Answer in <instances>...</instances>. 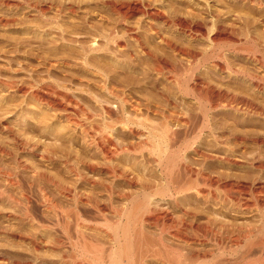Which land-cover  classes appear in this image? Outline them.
I'll use <instances>...</instances> for the list:
<instances>
[{"label": "rangeland", "instance_id": "rangeland-1", "mask_svg": "<svg viewBox=\"0 0 264 264\" xmlns=\"http://www.w3.org/2000/svg\"><path fill=\"white\" fill-rule=\"evenodd\" d=\"M112 18H113V16L111 17V19ZM136 18H138V17H135L134 19H132L131 22L134 21V23H135L137 21ZM113 19H116V17ZM8 20L7 21L5 20L3 22L0 20V80H1L0 81V264H83V263L84 264H103V263L107 264L108 261L105 262L106 256L110 253V250L117 248L116 247L117 244L115 243V240L113 239L112 236H110L112 234L110 231L117 227L115 224L118 223L119 220L121 221L120 218L123 217L122 215H125V214H123L124 211L126 213V211L131 209L130 208V206H131L130 201L132 200V198L133 199H135V198L141 199V198L145 197L147 192H148V194L150 193L152 195L153 194L155 195L156 193H158V195H159L160 194L159 192H161L162 190L165 191L167 189L168 179L165 176H163V174L161 172L162 170H161L160 164L158 162L159 161V158H157L158 156L156 154H154L153 151H151V150H153L155 144L153 142L151 143V141H150L152 139L150 137H153L157 133V135L154 137V139H157L159 136L162 135L163 131L167 128L174 130V131H176V129H177L179 131V132L177 131L178 135L180 133L181 134L177 137L175 142H170L167 140L165 141V143L159 142L161 148H163L164 151L166 150L165 149L166 147H167V150H169V146H171V145L174 146V144H175L174 147H170V148H172L171 150H173L174 148H175L174 150H179V149L182 150L184 148V145H188L190 143L192 144V146L195 145L194 147L195 148L197 147V149L200 150V151L198 150V154L195 152V150L193 148H192V150L189 149V150L183 151L185 154L183 153V156H182L183 157L182 164L186 165V166L187 165L191 166L196 171H194L192 174L191 173L185 174L183 172V173H181L182 174L181 176H183L184 182L187 183V182L192 181V183L195 184V186L197 185L195 188V191L197 189L199 194H198L197 200H194V195H192L195 192L194 189L190 190L189 193H186L185 196L182 194V196H180V199H183V198L184 199H183V202L181 200V202L183 203V206L181 204V207L185 208V209H190L191 207L195 208V206L197 207V205H198V210L204 208L203 210L207 209L208 212H210V210L212 209L211 210V216L212 215H214V216H212L211 219L214 221L217 218V220H215V221L216 222L217 221L219 222L220 220H221L220 222L224 221V222H222L223 224L226 223L229 225L230 224H236L237 225V223H238V225H240V224H242L241 222H243L242 225H244V227H247L245 225H248V226L252 225L253 226V225H259L261 223L260 220H262V218H260V216H261V214L264 213V189L263 188H262L263 190L260 189L259 186H257V184L253 183V179L256 176L255 175L256 173L255 174L253 173V175H252L250 173H247V172H249V170L247 171V169H246V171H247L246 172L245 169H243V167H238V166L236 167L235 165H232V164L230 165L229 163H226L225 160H223L224 157L227 156V153L228 152L230 153L231 150L235 149V146H236L235 145L236 143L233 141L232 137H230L229 134H232L231 132H233V131L238 132L239 131L238 129H240V128L236 127L237 130H234V129H236L235 127H213V129L214 128H215V130L217 129L215 131L212 129V127H208L207 129H203V127H199L200 126L199 124L201 123L200 121H202V115H203L202 112L203 111L201 110L202 107L198 103V77H201V76H202V78L205 77V80L210 79L209 81H213L212 79H215L216 81L214 80L215 83H213V84H215L214 86L220 87V88H222V87L225 88L226 86H229V85L227 84L226 80L223 79V77L222 78L220 76L218 77L217 75H214L213 73L208 71V69H207L208 65L201 67V69L196 70L195 73L192 74L193 70H191V68L193 69L195 67V65L196 66L198 65L197 64L198 63V57L195 59L191 58L189 60L183 59L182 66L178 67L181 70L177 69L175 73L174 72L172 73L171 70L169 71L168 69H166L167 71H164V75L161 74V76L159 77L160 74H158L154 70V68L152 67L153 66V64L151 63L152 59L151 58L149 59V57L146 56L147 55L146 52L142 53V51H140L138 49L132 48V50L131 49L122 50L121 52L119 51V53L114 48H112L110 50V52L108 51L107 53H104L105 51H103V52L97 51L96 53L95 52H93V53L88 52V48H89L88 46L93 45L95 43L98 44L99 42L102 43L101 41H103V39H102V37H99V35H97L96 33H91V34L90 33L87 34V32L82 33V31H81L82 28L81 27L78 28V26H80V24L83 23L82 19H80V20L77 18H75V19L72 18L69 20H68V18L61 19L60 24L62 23L61 25H63L62 31L60 29L57 30L58 27L56 28L53 24L52 25H50V23L47 24V22H44L42 19L39 20V18H37V17H33V18L32 17L31 18L30 17L29 18L23 17V19L19 18V20L10 19L12 21H9V22H8ZM65 21H67V22H65ZM44 25H46V26H44ZM64 25H66V26H64ZM52 26H54V27H52ZM76 28L80 29V30H77ZM120 30H122V29H120ZM143 36H144L143 37L144 40L146 39V42H147L149 40L148 35L146 33H144ZM85 41H87V42H85ZM149 41L152 43L153 40L150 39ZM150 42H148V43H150ZM192 45H193L192 48L194 49V47H195V49H196L195 51L197 53H198L197 49H200V50L202 49V51H204V52H206V50H207L206 47H203V45L202 46L199 45L198 42L192 43L191 46ZM84 46H85V48H84ZM148 46L152 47V48L148 47L151 51L153 50L152 53H154L156 51L155 53H157V54L160 53L163 57L165 56L164 58L167 57L168 59H172L171 60L172 62H174V63L176 62V60L172 56H170L171 55L169 53L170 51L168 52V50L160 49V48H159V50H158V48L155 49V46H153L152 44L151 45L148 44ZM85 50L90 55L86 54V52H84ZM150 50L148 52H151ZM49 51H50V53H47ZM80 51H81V54H80ZM127 51H128V53H127ZM62 52H65V53L61 54ZM218 52H220V51H218ZM230 52L231 51H223L222 56H224V58H226V59H230L229 58L231 55ZM47 54H48V56H46V58H45V55H47ZM59 54H61V55H59ZM54 55H56V56H54ZM110 55H111L112 59H111ZM227 55H228V58H227ZM66 56H67V58H66ZM93 56L95 57V59ZM129 56H130V58H129ZM84 58H86L87 60H85ZM88 58H89V60H91V62L90 61L88 62ZM49 60H50V62H48ZM85 61L87 62V64L90 63L89 66L92 67L94 70L90 67H89L90 68L89 69L87 67V65L85 64L86 63ZM44 62H46V68H45ZM51 62L52 63L55 62V63L52 64ZM40 63H42V64H40ZM47 63H49V64H47ZM135 63L138 65H136ZM83 64H85V65H83ZM102 64L104 65V67H102L103 66ZM106 65L109 66L110 69H108L109 67H107ZM150 65H152V66H150ZM83 66L85 67V69H83L84 68ZM122 66H123V68H122ZM246 66H244V67H246L248 69L251 68L250 70H253V68L255 69V67L252 66L253 67L252 68L251 65H246ZM31 67H33V68H31ZM48 67L50 68V70ZM96 67H99V68H96ZM131 67H132V69H131ZM103 68H107L109 71L111 70L109 73H110V77L112 76L111 78L115 79V80L113 79L114 82L117 83L116 80H119V79L123 80V82H121V80L118 81V82H121V85L123 84V88H121V89H123V91L125 90V95L128 97V99L131 100V102H133V103L136 102L138 104L140 102V104H139L140 108L139 109L142 111H140V110L135 111V109H133L132 107L130 109V104H129V106L125 107V113H124L125 115L122 114V112L120 111V108H119V106H120L119 100L107 95L106 91H104V89L102 88L103 81H102V78L100 77L99 73L97 72V70L103 69ZM182 68H183V70H182ZM15 70H16V72H15ZM27 70H29V71H27ZM93 71H94V73H93ZM202 71H204V72H202ZM32 72H34V73H32ZM119 72H121V74ZM165 72L166 73L169 72V73L166 74ZM75 74H77V75L75 76ZM111 74H113V75H111ZM126 74H128V75H126ZM142 74H145L146 77L143 75V78H142ZM204 74H205V76H204ZM125 75H126V77H128L129 75L130 76L132 75V77L129 76V79L132 78L135 80V77H136L137 81L136 80L133 81L131 79L132 84L130 83L131 84L130 85V84H128L129 82H127L128 78H125ZM133 75L135 76L134 78H133ZM169 77H172V78H169ZM138 78H140V79H138ZM90 79L93 81H91ZM142 79H144V80H142ZM168 79H169V81H168ZM170 79L172 81H170ZM173 79H174V81H173ZM89 80H90V82H89ZM134 82L136 84L133 85ZM176 82L178 85L176 84ZM152 83L155 85H152ZM16 84H18V86ZM118 84H120V83H118ZM20 86L22 88H26V89L28 87V90L26 91L27 93L25 91L23 92L22 88L19 89ZM124 86L125 87L131 86V87H129L128 90L126 91L127 87L124 89ZM172 88L173 89L175 88V89L173 90ZM184 88H186V89L188 88V89L186 90ZM220 88H218V89H220ZM196 89H197V91H196ZM190 90H191V92H190ZM45 91H47L49 93H47ZM152 91L155 92L156 94L155 93L152 94ZM163 92L166 95L168 94L169 96L174 97L173 98L174 101H177L178 104H180L181 106L186 108L185 110H187L188 116L185 115V117H184V115H183L182 116L183 118H180L182 120L179 124H178L177 120H175L173 117H170L171 115H169V113H167L168 114V118H167L165 115L161 114L160 112L154 113V111L149 110L147 108V106L150 105L149 103H151V104L159 103L160 102L159 99H161V97H159L160 96L159 93H163ZM189 92H190V94H189ZM153 95L154 96L157 95V97L155 96V98L158 100H156ZM35 96H36V98H35ZM109 97H111V98H109ZM40 98H42V99H40ZM151 98H153L154 101L151 100ZM148 101H149V103H147ZM162 101L165 102L164 100H162ZM142 103L144 104L143 106H142ZM145 103L147 106H145ZM78 104H79V106H78ZM105 106H108V107H105ZM127 107H129V108H127ZM106 108L107 109L109 108V110H111V109L113 110V111L112 110L111 111L113 113L112 116H114V117H111V116L109 117V116L103 115V109H106ZM144 108H145V110H147V109L148 110L144 111ZM191 108H192V110H191ZM130 111L132 112V114ZM140 112H141V114H140ZM61 113H62V116H61ZM115 113H117V114H115ZM143 113H144V116H143ZM138 115L140 117H148V115H149L148 119L149 118L150 119H149V121L146 120L144 122V124L142 125L140 123V121L136 118V116H138ZM157 115H158V117H157ZM70 116L72 117V119H74V120L71 119L72 122L69 119ZM215 117H217V116H215L214 114L210 115V119L213 122H214V119H215V122L218 120V118H215ZM133 118H135V119H133ZM76 121H78V122L76 123ZM183 121H184V123H182ZM158 122H160L161 124ZM38 123H39V125H38ZM163 123H164V125H163ZM107 124H109V125H107ZM182 125H183V127H182ZM83 127H85V128H83ZM83 129H85V130L83 131ZM211 129H212V131H210ZM240 130L242 131V129H240ZM241 131H239V132H241ZM214 132H216V133L214 134ZM19 134H21V135H19ZM101 135L103 137H101ZM217 136H219V137H217ZM24 137L26 140H23ZM106 137H107V140H106ZM222 137H224V138H222ZM86 138H88V139H86ZM195 138H197V140ZM217 138H222V140L217 139ZM31 141H32V143H31ZM38 141L39 142L41 141V142L39 143ZM102 141H103V143H102ZM133 141H134V143H133ZM218 141L221 143H218ZM153 144H154V146H153ZM165 144H166V146H165ZM169 144H171V145H169ZM32 145H34V146H32ZM36 146H37V148H35ZM136 146H138V147H136ZM226 146H228L229 148ZM231 146L233 147V149ZM32 147H34V148H32ZM140 147L142 149H140ZM27 148H29V149H27ZM31 148L36 150L37 152L32 150ZM61 148L62 149L64 148V150H62ZM143 148H145V150ZM37 149H39V150H37ZM53 149H54V152L52 153L51 151H53ZM38 152H40V153H38ZM96 152H99V153H96ZM200 152L204 156H202V154ZM67 153H69V154H67ZM205 153L207 156L205 155ZM43 154L47 157H50V159H48L50 161L44 160L42 158ZM49 154H51V155H49ZM223 154H225V155H223ZM154 155H156L157 157ZM209 156H210V158H209ZM185 157H186V159H185ZM55 158L58 159L57 162H55L56 161ZM65 159L67 161L71 160V161H68L69 165L65 163L66 162ZM74 159H75V161H74ZM99 162H100V164H99ZM71 163H73V164H71ZM21 164H23V165H21ZM60 164H61V166H60ZM70 164L72 167L70 166ZM93 165L95 168L97 166L99 171L97 169H96V171L91 170V167ZM106 165H108V166H106ZM114 165H115V167H114ZM108 168H110V170ZM240 168H242V169L240 170ZM74 169L76 170L75 172L73 171ZM77 169H80L81 171L78 170V173H77ZM37 170L39 173H44L43 175H45L46 172L47 173L45 176H42V174L40 175L37 172ZM91 171H92V173H90ZM8 172H10V173H8ZM80 172H83V174ZM64 173H66V174H64ZM122 173L123 174L125 173L124 174L125 176ZM231 173H233V175ZM243 173H245V174H243ZM11 174H13V175H11ZM80 174H81V176H80ZM154 174H155V176H154ZM247 174L249 176L252 175L253 178H251L252 176H250L248 179ZM222 175H224V176H222ZM89 176H91V177L89 178ZM229 176H230V178H229ZM131 177H132V179L135 178L134 180H136V181H133V184L128 183V180ZM226 177H227V179H226ZM139 178L141 180H139ZM241 178H243V179H241ZM260 178L262 179L263 177H260ZM261 179H260V182L263 181V183H264V178L262 180ZM140 181L141 182L143 181V183H141ZM151 181H152V184H151ZM195 181H196V183H195ZM250 183H253V184H250ZM149 184H150V186H149ZM21 187H23V188H21ZM30 189H32V190H30ZM131 191L133 193H131ZM190 192H192V193H190ZM142 193H143V195H142ZM233 193H234V195H233ZM113 194H114V196H113ZM189 194H191L190 196H192L193 198L190 197ZM78 195H80L81 198H83V199H81L80 196L78 197ZM137 195L139 198L137 197ZM158 195L153 197L152 201H150V206L152 207L151 211L154 214L153 213H149V214L155 215L157 213L158 215L157 214L156 215L157 216L160 215V217L163 220H161L158 223L155 222L154 220L152 222V220H150L151 215L148 214V215H146V217H148V218L145 217L146 221L143 222L145 225L143 223H138V224L134 225L135 227L139 226L138 229L140 228L144 233L145 239H143V242L144 241H146V242L143 243L142 245H147V243H148L147 240L151 239V240H149L150 244L148 243L149 246L151 245V247H153L155 249H159V248H161V246L164 247L165 250L167 248V250H168L167 252L170 253L171 255L174 254L173 258H175V259L177 258V261H179V263L177 262L178 264H182V263L184 264L186 262H187V264H192L190 262L192 261V259H194V255L196 256V254H198V260H199L198 264H206V262H208L207 264H219V263L220 264H231V263L232 264H250L252 262H253L252 264H260L259 262H261V261H262L261 264L263 263L264 259L261 258L262 255H260V253L263 254L262 253L263 251H261L263 249V247L261 250L259 249V247L263 246L262 243H260V241L262 238H264V236H263L264 234L262 235L263 237L260 235L259 236L257 235V237H256V236H254V235H256L254 233V235L251 236L253 239L252 241L248 240L246 238H243V240H241L240 244H236L235 242H233V239L231 240V238H230L232 235L228 234V231L224 232V229L221 226L220 222H219L220 225H218V226H217L218 222L215 223L214 226H213L214 223L210 224L211 226H209V223L207 224V222H208L207 219H201V218L198 219V222L200 223V224L198 223V237L200 236L198 238V242H200V244L199 243L197 244L196 242H192L193 244L192 243L187 244L184 241L177 240V238H175L173 236V234L175 235L177 233L176 231L178 230V228L176 227V225H174L175 227L173 228V230L170 227H169L170 229H168V223H166V220L164 218L165 217L164 214H165L167 208L169 207V203L167 201H164L163 197L158 196ZM76 196L81 201L79 199H77ZM110 196H112V197H110ZM126 196L128 198L123 199ZM215 196H217V197H215ZM223 198H225V199H223ZM76 203L79 204L80 209ZM97 204L99 205V207H101V209H103L104 218H103V216L98 217V214H96L97 212H95V208H96L95 206H98ZM163 204H165V205H163ZM55 205L58 207H56ZM213 205H215L216 207ZM50 206H51V208H50ZM53 206H55L56 208L55 209L53 208V210H51ZM244 206L247 210L245 208H243ZM61 208L62 209L67 208L68 210L64 209L66 212L65 213V212H63L64 210H62ZM78 209H79V211H78ZM81 209L87 215H84L85 213L82 212ZM89 210H91V211H89ZM214 210H215V213H213ZM67 211H68V213H67ZM72 211H74L76 214ZM159 212H160V214H159ZM61 213H63V214L65 213V218L61 220L62 222L60 225L54 226L55 224L53 225L52 223H54L55 222L54 220L57 219L56 216L61 215ZM77 213L78 214L82 213L83 216H85V218H83V220L87 219V221H89L88 224H87V221H82V223L84 222V225L85 224L86 225H85V227H83V226L78 227V230H77L76 221H75L76 220L75 217L77 218V216H78ZM89 215H90V217H89ZM91 215H92V217H91ZM109 215H110V217H109ZM42 216L47 217L46 222L48 223L47 224L45 222L47 227H44V229L42 228V222H39V220H41L43 218ZM66 216H68V217L66 218ZM114 216L116 217V219H114L115 218ZM48 217H50V218H48ZM69 217H71V218H69ZM111 217H112V219H111ZM90 218L92 220H90ZM105 219H107V220H105ZM51 220H53L54 222H52ZM93 220H95V221H93ZM202 220L204 223L202 222ZM48 221H50V222H48ZM49 223H51V224H49ZM204 224H207V226ZM50 225H51V227L49 228ZM69 226L72 227V229ZM212 226L214 227L213 230L215 229L216 232L219 230V229L217 230V228L218 227L220 228V226H221L222 231L220 228V230H219L220 232L218 231L217 232L218 235H217L215 230L214 231L212 230ZM96 227L100 231L102 229V232H99ZM135 227H133V231H134ZM208 227H211V230H209L210 228H208ZM168 230H172V231L168 232ZM70 231H72V232H70ZM205 231H209V233L205 232ZM211 231L213 233H211ZM54 232H57V233H54ZM80 232L82 234H85V237H86L85 239H81L79 237ZM134 232L136 233V231H134ZM222 232H224V233H222ZM206 233H208V234H206ZM214 233L217 235V237L215 236L216 240L214 237V235H215ZM219 233L222 235L221 238H220ZM226 233H227V236H226ZM82 234H81V236H82ZM204 234L206 235V237L208 236L209 239L211 237L212 238L210 240H208V238L204 237L205 236ZM212 234H213V236H211ZM190 235L191 234H188L187 237L189 236V238H192V236H190ZM39 236L43 238V242L38 240V239H40ZM89 237H90V239H88ZM92 237L94 239H96V241L94 239L92 240ZM203 237L205 239H203ZM227 237H229V238L226 239ZM259 237L260 238L262 237V238L260 239ZM195 238H197V237H195ZM54 239L56 240V242ZM201 239H203L204 241H206V240L207 241L204 242ZM34 240L38 241L39 246H36L37 243L35 244ZM57 240L60 241L61 245L58 244ZM249 241H251L250 243H252L253 241L254 242L252 244H250ZM98 242H100V243L98 244ZM172 242H174V243H172ZM255 242H256V244L258 243L260 246L258 244L255 245ZM195 243H196V245H195ZM246 243L247 244L249 243V244L247 245ZM253 244H254V246H253ZM85 245L87 247H85ZM93 245H95V246H93ZM102 245H104V248L102 247ZM191 245H193V247ZM94 247H95V252H94ZM174 247H176V248H174ZM247 247H248V249H247ZM250 247H251V249H250ZM252 247H255L256 249L252 248ZM87 249H91V250H87ZM182 249H183V251H182ZM196 249H197V251H196ZM102 250H103V252H102ZM189 250H190V252H189ZM193 250H195V253ZM251 250H253V251H251ZM254 250H256V251H254ZM257 250L260 253L257 252ZM97 252H99L101 254H98ZM249 252H250V254H249ZM254 252H256V254ZM91 253H93V254L91 255ZM135 254L137 255L138 252H136ZM68 255L71 257H69ZM100 255L105 257V259L104 258L101 259L100 257H98ZM168 255H167V258H168ZM202 255L205 257V260H204ZM66 257L68 258L67 260H66ZM97 257L99 258V261H98ZM134 257H135V255H134ZM134 257H133V260L135 261L134 264H137L136 262H139V260L136 259L138 256L135 259H134ZM189 257H190V259H189ZM63 258H64V261H63ZM199 258H201V261ZM245 258H246V260H244ZM72 259L75 261H73ZM236 259H238V260H236ZM167 261L168 260L165 259L164 256L161 259L160 258L159 259L154 258V257H152V258L148 257L147 259H145L143 264H170Z\"/></svg>", "mask_w": 264, "mask_h": 264}, {"label": "bare ground", "instance_id": "bare-ground-1", "mask_svg": "<svg viewBox=\"0 0 264 264\" xmlns=\"http://www.w3.org/2000/svg\"><path fill=\"white\" fill-rule=\"evenodd\" d=\"M113 16V18L116 17V19H111V17ZM115 16V17H114ZM23 17H37L40 19H42L44 22L50 23V25H54L57 30L60 29L61 31L63 30V25L60 24V20L64 19V18H68L69 19H82L83 23L80 24V26H78V28H82L81 31L83 32H87V34H91V33H96L97 35H99V37H102L103 41H101L102 43H98V44H93L88 46V52H100V51H105L104 53H107L108 51L110 52V50L112 48L116 49L119 53V51L121 52L122 50H129L132 48L134 49H138L140 51H142V53L146 52V56L149 57V59L151 58L152 61L151 63L153 64L150 65L154 68V70L160 74L159 77L162 75H164V71H167L166 69H168L169 71L171 70L172 73L176 72L177 69H179V66H182V62L183 59H195L198 57V65L191 70H193V73H195L196 70L201 69V67H204L205 65H208V71H210L211 73H213L214 75H217L218 77L220 76L221 78L223 77L224 80H226L227 84L229 86H226L225 88H220V87H216L214 86L215 83L214 80L213 81H209V80H205V77L202 78L198 77V103L200 104V106L202 107V121H200L201 123L199 124V127H203V129H207L208 127H239L240 129H242V131L240 129H238L241 132H231L232 134H229L230 137H232L233 141L236 143L235 145V149H232L231 152L228 154L227 156L224 157L223 160H225L226 163H229L230 165H235L236 167H243V169H247V171L249 170V172L253 175V173L256 175L253 179V183L257 184V186H259L260 189H264V183L263 181L260 182V177L264 178V0H0V20L3 21H12L10 19H14V20H19V18ZM135 17L137 21L134 23L131 22L132 19H134ZM18 18V19H17ZM25 19V18H24ZM21 20V19H20ZM26 20V19H25ZM41 20V21H42ZM67 20V21H68ZM65 21V22H67ZM74 21V20H73ZM1 22V23H2ZM7 22V23H8ZM25 22V21H24ZM26 23V22H25ZM42 23V22H41ZM22 24V23H21ZM30 24V23H29ZM46 24V23H45ZM46 24V25H47ZM64 24V23H63ZM23 25V24H22ZM40 25V24H39ZM44 25V26H46ZM49 25V26H50ZM9 26V25H8ZM13 26V25H12ZM30 26V25H29ZM52 26V27H54ZM66 26V25H64ZM14 27V26H13ZM41 27V26H40ZM70 27V26H69ZM77 27V26H76ZM43 28V27H42ZM55 28V29H56ZM66 29V28H65ZM64 29V30H65ZM77 29V28H76ZM122 29V30H120ZM56 30V31H57ZM69 30V29H68ZM73 30V29H72ZM80 30V29H77ZM47 31V30H46ZM66 31V30H65ZM60 32V31H59ZM64 32V31H63ZM69 33V32H68ZM71 33V32H70ZM146 33L149 37V40H153L152 43L148 40L146 42V39L144 40V36L143 34ZM66 34V33H65ZM78 34V33H77ZM84 35V34H83ZM86 35V34H85ZM93 39V38H92ZM148 39V38H147ZM83 40V39H82ZM94 41V40H93ZM87 42V41H85ZM89 42V41H88ZM150 42V43H148ZM198 42L199 45H203V47H206V52L202 51V49H197L198 53L195 51V47L194 49L192 48L193 45L191 46L192 43ZM148 44H152L153 46H155V49L159 48L160 49H166L168 50V52L171 54L170 56H172L176 62H172V59H168L167 57L164 58L159 52V54L157 53H152V51L149 49L150 47L148 46ZM83 46V45H82ZM149 47V48H148ZM85 48V46H84ZM152 48V47H151ZM52 50V49H51ZM115 50V51H116ZM151 52H148V51ZM54 51V50H53ZM137 51V50H136ZM162 51V50H161ZM165 51V50H164ZM220 51V52H218ZM223 51H231V55H230V59H226L224 58V56H222V52ZM52 52V51H51ZM86 52V50L84 51ZM167 52V53H168ZM47 53H50L47 52ZM65 52H62L61 54H63ZM128 53V51H127ZM136 53V52H135ZM229 53V54H230ZM43 54V53H42ZM59 54V55H61ZM67 54V53H66ZM81 54V51H80ZM86 54H88L86 52ZM122 54V53H121ZM228 54V53H227ZM33 55V54H32ZM40 55V54H39ZM53 55V54H52ZM65 55V54H64ZM90 55V54H88ZM120 55V54H119ZM138 55V54H137ZM143 55V54H142ZM166 55V54H165ZM198 55V56H197ZM38 56V55H37ZM36 56V57H37ZM47 55H45L46 58ZM56 56V55H54ZM87 56V55H86ZM95 56V55H94ZM93 56V57H94ZM127 56V55H126ZM44 57V56H43ZM62 57V56H61ZM96 57V56H95ZM94 57V59H95ZM99 57V56H98ZM103 57V56H102ZM111 57V55H110ZM144 57V56H143ZM56 58V57H55ZM67 58V56H66ZM119 58V57H118ZM130 58V56H129ZM132 58V57H131ZM140 58V57H139ZM228 58V55H227ZM85 60H87L86 58H84ZM83 59V60H84ZM112 59V57H111ZM122 59V58H121ZM46 60V59H45ZM44 60V61H45ZM62 60V59H61ZM119 60V59H118ZM143 60V59H142ZM91 62V60H89L88 58V62ZM150 61V60H149ZM50 62V60L48 61ZM86 62V61H85ZM93 62V61H92ZM98 62V61H97ZM103 62V61H102ZM107 62V61H106ZM132 62V61H131ZM189 62V61H188ZM31 63V62H30ZM52 63V62H51ZM55 63V62H53ZM52 63V64H53ZM58 63V62H57ZM84 63V62H83ZM94 63V62H93ZM100 63V62H99ZM141 63V62H140ZM148 63V62H147ZM190 63V62H189ZM42 64V63H40ZM45 64V68H46V62H44ZM49 64V63H47ZM64 64V63H63ZM87 65V67L89 68V64H87V62L85 63ZM83 64V65H85ZM113 64V63H112ZM136 64V63H135ZM143 64V63H142ZM141 64V65H142ZM192 64V63H191ZM32 65V64H31ZM95 65V64H94ZM93 65V66H94ZM103 65V64H102ZM111 65V64H110ZM138 65V64H136ZM186 65V64H185ZM246 65H251V67H255V69L253 68V70H250L248 68H246ZM52 66V65H51ZM55 66V65H54ZM76 66V65H75ZM78 66V65H77ZM107 66V65H106ZM149 66V65H148ZM246 66V67H244ZM44 67V66H43ZM50 67V66H49ZM48 67V68H49ZM53 67V66H52ZM59 67V66H58ZM69 67V66H68ZM71 67V66H70ZM84 67V66H83ZM95 67V66H94ZM100 67V66H99ZM96 67V68H99ZM104 67V65L102 66ZM109 67V66H107ZM112 67V66H111ZM134 67V66H133ZM26 68V67H25ZM33 68V67H31ZM30 68V69H31ZM54 68V67H53ZM92 68V67H90ZM89 68V69H90ZM95 68V69H96ZM123 68V66H122ZM148 68V67H147ZM151 68V67H150ZM181 68V67H180ZM18 69V68H17ZM37 69V68H36ZM56 69V68H55ZM82 69V68H81ZM85 69V67L83 68ZM93 69V68H92ZM110 69V67L108 68ZM107 68H103V69H98L97 72L99 73L100 77L102 78L103 84H102V88L104 89V91H106V94L119 100L120 102V111L122 112V114L125 113V107L129 106L130 104V109L131 107L133 109H135V111H139L140 109V102L138 103H133L131 102L130 99H128V97L125 95V90L123 91V84L121 85V82H123V80L119 79L116 80V82L113 81L114 78L110 77V71ZM129 69V68H128ZM132 69V67H131ZM14 70V69H13ZM50 70V68H49ZM77 70V69H76ZM88 70V69H87ZM94 70V69H93ZM108 70V71H107ZM114 70V69H113ZM120 70V69H119ZM153 70V69H152ZM181 70V69H179ZM183 70V68H182ZM190 70V71H191ZM256 70V71H255ZM19 71V70H18ZM29 71V70H27ZM33 71V70H32ZM39 71V70H38ZM92 71V70H91ZM118 71V70H117ZM132 71V70H131ZM142 71V70H141ZM16 72V70H15ZM36 72V71H35ZM45 72V71H44ZM49 72V71H48ZM127 72V71H126ZM153 72V71H152ZM192 72V71H191ZM204 72V71H202ZM14 73V72H13ZM34 73V72H32ZM57 73V72H56ZM94 73V71H93ZM121 74V72H119ZM143 73V72H142ZM166 73V72H165ZM169 73V72H168ZM166 73V74H168ZM200 73V72H199ZM19 74V73H18ZM91 74V73H90ZM119 74V75H120ZM124 74V73H123ZM148 74V73H147ZM165 74V75H166ZM77 74H75L76 76ZM113 75V74H111ZM128 75V74H126ZM125 78H128L127 82H129L128 84H130L133 81L136 80V77L133 75L134 79H129V76ZM143 75L145 76V74H142V78ZM181 75V74H180ZM189 75V74H188ZM211 75V74H210ZM33 76V75H32ZM44 76V75H43ZM91 76V75H90ZM98 76V75H97ZM184 76V75H183ZM205 76V74H204ZM27 77V76H26ZM40 77V76H39ZM38 77V78H39ZM95 77V76H94ZM114 77V76H113ZM116 77V76H115ZM132 77V75L130 76ZM146 77V76H145ZM150 77V76H149ZM45 78V77H44ZM52 78V77H51ZM54 78V77H53ZM117 78V77H116ZM121 78V77H120ZM172 78V77H169ZM184 78V77H183ZM85 79V78H84ZM88 79V78H87ZM100 79V78H99ZM140 79V78H138ZM147 79V78H146ZM91 80V79H90ZM89 80V82H90ZM115 80V79H114ZM121 82H118L120 81ZM131 80V81H130ZM144 80V79H142ZM177 80V79H176ZM1 81V80H0ZM9 81V80H8ZM54 81V80H53ZM88 81V80H87ZM93 81V80H91ZM125 81V80H124ZM137 81V80H136ZM139 81V80H138ZM141 81V80H140ZM149 81V80H148ZM169 81V79H168ZM170 81H172L170 79ZM174 81V79H173ZM180 81V80H179ZM216 81V80H215ZM3 82V81H2ZM23 82V81H22ZM147 82V81H146ZM153 82V81H152ZM225 82V81H224ZM6 83V82H5ZM10 83V82H9ZM94 83V82H93ZM120 83V84H118ZM142 83V82H141ZM155 83V82H154ZM167 83V82H166ZM217 83V82H216ZM20 84V83H19ZM26 84V83H25ZM30 84V83H29ZM125 84V83H124ZM127 84V83H126ZM132 84V83H131ZM130 84V85H131ZM136 84L135 82L133 83V85ZM138 84V83H137ZM161 84V83H160ZM177 84V82H176ZM7 85V84H6ZM5 85V86H6ZM18 86V84H16ZM28 85V84H27ZM100 85V84H99ZM139 85V84H138ZM144 85V84H143ZM152 85H155L152 83ZM178 85V84H177ZM4 86V87H5ZM10 86V85H9ZM12 86V85H11ZM25 86V85H24ZM36 86V85H35ZM122 86V87H121ZM146 86V85H145ZM150 86V85H149ZM175 86V85H174ZM181 86V85H180ZM183 86V85H182ZM7 87V86H6ZM34 87V86H33ZM32 87V88H33ZM127 87V86H126ZM124 86V89L126 88ZM131 87V86H129ZM126 89V91L128 90V88ZM151 87V86H150ZM153 87V86H152ZM165 87V86H164ZM18 88V87H17ZM22 87L20 86L19 89H21ZM35 88V87H34ZM67 88V87H66ZM160 88V87H159ZM166 88V87H165ZM179 88V87H178ZM220 88V89H218ZM50 89V88H49ZM137 89V88H136ZM162 89V88H161ZM170 89V88H169ZM173 89V88H172ZM175 89V88H174ZM173 89V90H174ZM186 89V88H184ZM188 89V88H187ZM186 89V90H187ZM28 90L26 88H22V91L26 92ZM38 90V89H37ZM45 90V89H44ZM90 90V89H89ZM134 90V89H133ZM132 90V91H133ZM159 90V89H158ZM157 90V91H158ZM168 90V89H167ZM179 90V89H178ZM40 91V90H39ZM140 91V90H139ZM151 91V90H150ZM156 91V90H155ZM177 91V90H176ZM185 91V90H184ZM197 91V89H196ZM47 92V91H45ZM100 92V91H99ZM149 92V91H148ZM188 92V91H187ZM191 92V90H190ZM189 92V94H190ZM27 93V92H26ZM49 93V92H47ZM54 93V92H53ZM127 93V92H126ZM155 93L152 91V94ZM173 93V92H172ZM176 93V92H175ZM193 93V92H192ZM59 94V93H58ZM66 94V93H65ZM156 94V93H155ZM162 100H164L165 102H163L161 99L159 103H155V104H151L149 103V101L147 103H149L150 105H146L147 108L149 110H152L157 113H161L163 115H165L168 118V114L171 115L170 117H173L175 120L178 121V124L181 122L183 118L182 116L187 115V110H185L186 108H184L183 106H181L180 104H178L177 101H174V97L169 96L168 94L166 95L164 92L163 93H159ZM170 94V93H169ZM183 94V93H182ZM187 94V93H186ZM30 95V94H29ZM41 95V94H40ZM63 95V94H62ZM87 95V94H86ZM101 95V94H100ZM132 95V94H131ZM130 95V96H131ZM197 95V94H196ZM139 96V95H138ZM148 96V95H147ZM151 96V95H150ZM149 96V97H150ZM154 96V95H153ZM157 97V95H155ZM154 96V98H155ZM185 96V95H184ZM189 96V95H188ZM30 97V96H29ZM64 97V96H63ZM62 97V98H63ZM109 97V98H111ZM36 98V96H35ZM68 98V97H67ZM92 98V97H91ZM99 98V97H98ZM131 98V97H130ZM133 98V97H132ZM42 99V98H40ZM61 99V98H60ZM108 99V98H107ZM134 99V98H133ZM146 99V98H145ZM156 99V98H155ZM67 100V99H66ZM71 100V99H70ZM112 100V99H111ZM135 100V99H134ZM139 100V99H138ZM142 100V99H141ZM147 100V99H146ZM151 100L154 101L153 98H151ZM158 100V99H156ZM178 100V99H177ZM72 101V100H71ZM101 101V100H100ZM108 101V100H107ZM137 101V100H136ZM143 101V100H142ZM162 101V102H161ZM104 102V101H103ZM118 102V103H119ZM156 102V101H155ZM182 102V101H181ZM72 103V102H71ZM110 103V102H109ZM51 104V103H50ZM57 104V103H56ZM75 104V103H74ZM77 104V103H76ZM80 104V103H79ZM78 104V106H79ZM103 104V103H102ZM184 104V103H183ZM182 104V105H183ZM119 105V104H118ZM144 104L142 103V106ZM187 105V104H186ZM64 106V105H63ZM75 106V105H74ZM83 106V105H82ZM97 106V105H96ZM141 106V107H142ZM144 106V107H145ZM103 107V106H102ZM101 107V108H102ZM108 107V106H105ZM118 107V106H117ZM188 107V106H187ZM191 107V106H190ZM58 108V107H57ZM79 108V107H78ZM81 108V107H80ZM85 108V107H84ZM129 108V107H127ZM146 108V107H145ZM144 111H147L145 110ZM60 109V108H59ZM63 109V108H62ZM142 109V108H141ZM68 110V109H67ZM112 110V109H111ZM109 110V108L107 109H103V115L106 116H112L113 113L112 111ZM117 110V109H116ZM192 110V108H191ZM115 111V110H114ZM119 111V110H118ZM142 111V110H140ZM58 112V111H57ZM66 112V111H65ZM131 112V111H130ZM78 113V112H77ZM149 113V112H148ZM156 113V114H157ZM49 114V113H48ZM95 114V113H94ZM117 114V113H115ZM132 114V112H131ZM138 114V113H137ZM141 114V112H140ZM153 114V113H152ZM191 114V113H190ZM215 115L218 118V120L214 122L210 119V115ZM50 115V114H49ZM79 115V114H78ZM125 115V114H124ZM129 115V114H128ZM136 115V114H135ZM53 116V115H52ZM62 116V113H61ZM144 116V113H143ZM188 116V115H187ZM186 116V117H187ZM48 117V116H47ZM50 117V116H49ZM149 117V115H148ZM148 117H140L139 115L136 116V118L140 121V123L143 125L144 122L146 120L149 121ZM151 117V116H150ZM158 117V115H157ZM165 117V118H166ZM169 117V118H170ZM212 117V116H211ZM53 118V117H52ZM70 121L72 122V117L70 116ZM72 119V120H71ZM100 119V118H99ZM108 119V118H107ZM115 119V118H114ZM135 119V118H133ZM132 119V120H133ZM41 120V119H40ZM45 120V119H44ZM96 120V119H95ZM152 120V119H151ZM162 120V119H161ZM111 121V120H110ZM109 121V122H110ZM121 121V120H120ZM147 121V122H148ZM78 121H76L77 123ZM134 122V121H133ZM136 122V121H135ZM157 122V121H156ZM9 123V122H8ZM43 123V122H42ZM74 123V122H73ZM115 123V122H114ZM117 123V122H116ZM120 123V122H119ZM150 123V122H149ZM160 123V122H158ZM184 123V121L182 122ZM140 124V125H141ZM148 124V123H147ZM161 124V123H160ZM166 124V123H165ZM174 124V123H173ZM36 125V124H35ZM39 125V123H38ZM79 125V124H78ZM84 125V124H83ZM109 125V124H107ZM112 125V124H111ZM164 125V123H163ZM146 126V125H145ZM149 126V125H148ZM153 126V125H152ZM156 126V125H155ZM166 126V125H165ZM7 127V126H6ZM94 127V126H93ZM167 127V126H166ZM172 127V126H171ZM183 127V125H182ZM82 128V127H81ZM85 128V127H83ZM111 128V127H110ZM180 128V127H179ZM5 129V128H4ZM39 129V128H38ZM123 129V128H122ZM150 129V128H149ZM212 129L210 131H212ZM28 130V129H27ZM35 130V129H34ZM85 129H83L84 131ZM88 130V129H87ZM95 130V129H94ZM215 130V128L213 129ZM217 130V129H216ZM215 130V131H216ZM233 130V129H232ZM231 130V131H232ZM234 130H237L234 129ZM9 131V130H8ZM90 131V130H89ZM178 130L176 129V131L171 130L169 128L165 129L162 133L161 136H157V139H154V137L157 135H154L150 141L151 143L153 142L155 144H153L154 148L153 153L156 154L154 156H156L157 158H159V164H160V168H161V172L163 174V176H165L168 179V186L167 189L165 191H161L159 192L160 194L158 195V193H156L155 195L153 194H147L145 195V197L141 198V199H133L130 201L131 202V206H130V210L124 211L122 215L123 217H121V221L117 220L118 223H116L115 225L117 226L115 229H112L110 232L112 233L110 236L113 237V239L115 240V243L117 244V248L110 250V253L106 256V261L107 264H134V259H138L139 262H136L137 264H143L145 259H147L148 257L152 258H162L164 256L165 259H167L170 264H178L179 261H177V258H173V255H171L170 253H168L167 248L166 250L164 249V247L161 246V248L159 249H155L153 247H151V245L149 246L150 242L149 240L147 245H142L143 243H145L146 241L143 242V239H145L144 237V233L143 231L138 227L134 226L135 224L138 223H143L145 222V217L146 215H148L149 213H153L151 211V206H150V201H152V198L155 197L156 195L163 197L164 201H167L169 203V207L167 208L166 212H165V220L166 223H168V229H172L175 227L174 225H176V227L178 228V230L176 231L177 233L173 236L175 238H177V240L180 241H184L187 244H190L192 242H196L197 244L200 242H198V219H207V224L209 223V226H211L210 224L214 223L213 226L215 225V223H217L215 220H217V218L213 221L211 219V210L210 212H208V210H203L200 209L198 210V205L197 207L195 206V208H190V209H185L181 207V204L183 206V199H180V196H182V194L185 196L186 193H189L190 190L194 189L195 191V184L191 182H184L183 180V176H181V173H185V174H192L194 170L191 166H186L183 165V151L184 150H192V148L195 150V152L198 154V150L197 147L195 148L192 144H188V145H184V148L181 150H171L172 148L170 147H174L169 146V150H167V147L165 148L166 150L164 151L163 148H161L160 143H165V141H170V142H175V140L177 139V137L181 134L178 135ZM30 132V131H29ZM33 132V131H32ZM131 132V131H130ZM137 132V131H136ZM142 132V131H141ZM11 133V132H10ZM9 133V134H10ZM17 133V132H16ZM38 133V132H37ZM82 133V132H81ZM91 133V132H90ZM98 133V132H97ZM139 133V132H138ZM161 133V132H160ZM216 132H214L215 134ZM28 134V133H27ZM30 134V133H29ZM95 134V133H94ZM100 134V133H99ZM130 134V133H129ZM151 134V133H150ZM223 134V133H222ZM12 135V134H11ZM21 135V134H19ZM87 135V134H86ZM134 135V134H133ZM139 135V134H138ZM141 135V134H140ZM197 135V134H196ZM228 135V134H227ZM107 136V135H106ZM132 136V135H131ZM183 136V135H182ZM198 136V135H197ZM214 136V135H213ZM224 136V135H223ZM226 136V135H225ZM26 137V136H25ZM25 137L23 138V140H26ZM92 137V136H91ZM101 137H103L101 135ZM148 137V136H147ZM216 137V136H215ZM219 137V136H217ZM227 137V136H226ZM225 137V138H226ZM27 138V137H26ZM34 138V137H33ZM85 138V137H84ZM94 138V137H93ZM105 138V137H104ZM199 138V137H198ZM214 138V137H213ZM224 138V137H222ZM222 138H217V139H221ZM229 138V137H228ZM88 139V138H86ZM197 140V138H195ZM227 139V138H226ZM230 139V138H229ZM36 140V139H35ZM101 140V139H100ZM99 140V141H100ZM107 140V137H106ZM188 140V139H187ZM195 140V141H196ZM30 141V140H29ZM142 141V140H141ZM230 141V140H229ZM39 142V141H38ZM41 142V141H40ZM39 142V143H40ZM93 142V141H92ZM107 142V141H106ZM113 142V141H112ZM148 142V141H147ZM160 142V143H159ZM26 143V142H25ZM24 143V144H25ZM28 143V142H27ZM32 143V141H31ZM103 143V141H102ZM134 143V141H133ZM143 143V142H142ZM169 143V142H168ZM167 143V144H168ZM194 143V142H193ZM218 143H221L218 141ZM223 143V142H222ZM37 144V143H36ZM183 144V143H182ZM225 144V143H224ZM234 144V143H233ZM134 145V144H133ZM164 145V144H163ZM231 145V144H230ZM229 145V146H230ZM30 146V145H29ZM34 146V145H32ZM39 146V145H38ZM49 146V145H48ZM47 146V147H48ZM53 146V145H52ZM139 146V145H138ZM136 146V147H138ZM152 146V147H153ZM166 146V144H165ZM228 147V146H226ZM238 147V148H237ZM24 148V147H23ZM34 148V147H32ZM31 148V149H32ZM37 148V146L35 147ZM58 148V147H57ZM150 148V147H149ZM229 148V147H228ZM29 149V148H27ZM62 149V148H61ZM116 149V148H115ZM140 149H142L140 147ZM145 150V148H143ZM223 149V148H222ZM227 149V148H226ZM239 149V150H238ZM5 150V149H4ZM34 150V149H32ZM39 150V149H37ZM64 150V148L62 149ZM135 150V149H134ZM10 151V150H9ZM36 151V150H34ZM44 151V150H43ZM110 151V150H109ZM123 151V150H122ZM140 151V150H139ZM200 151V150H199ZM37 152V151H36ZM52 153L54 152L51 151ZM102 152V151H101ZM105 152V151H104ZM149 152V151H148ZM194 152V151H193ZM202 152V151H201ZM200 152V153H201ZM220 152V151H219ZM17 153V152H16ZM40 153V152H38ZM42 153V152H41ZM50 153V152H49ZM66 153V152H65ZM71 153V152H70ZM74 153V152H73ZM99 153V152H96ZM112 153V152H111ZM152 153V154H153ZM30 154V153H29ZM37 154V153H36ZM48 154V153H47ZM58 154V153H57ZM69 154V153H67ZM185 154V153H184ZM195 154V153H194ZM202 154V153H201ZM8 155V154H7ZM22 155V154H21ZM33 155V154H32ZM40 155V154H39ZM51 155V154H49ZM53 155V154H52ZM206 155V153H205ZM225 155V154H223ZM59 156V155H58ZM61 156V155H60ZM64 156V155H63ZM66 156V155H65ZM96 156V155H95ZM150 156V155H149ZM202 156H204L202 154ZM207 156V155H206ZM213 156V155H212ZM16 157V156H15ZM72 157V156H71ZM70 157V158H71ZM102 157V156H101ZM115 157V156H114ZM151 157V156H150ZM214 157V156H213ZM42 158L46 161H50L48 159H50V157L45 156L44 154L42 155ZM52 158V157H51ZM66 158V157H65ZM69 158V159H70ZM78 158V157H77ZM109 158V157H108ZM113 158V157H112ZM153 158V157H152ZM210 158V156H209ZM13 159V158H12ZM24 159V158H23ZM56 159V158H55ZM60 159V158H59ZM68 159V158H67ZM186 159V157H185ZM16 160V159H15ZM58 159H56L55 162H57ZM66 160V159H65ZM73 160V159H72ZM112 160V159H111ZM110 160V161H111ZM204 160V159H203ZM218 160V159H217ZM34 161V160H33ZM32 161V162H33ZM40 161V160H39ZM53 161V160H52ZM63 161V160H62ZM71 161V160H68ZM66 160V164H68V162ZM75 161V159H74ZM78 161V160H77ZM85 161V160H84ZM96 161V160H95ZM103 161V160H102ZM101 161V162H102ZM156 161V160H155ZM90 162V161H89ZM104 162V161H103ZM102 162V163H103ZM223 162V161H222ZM221 162V163H222ZM17 163V162H16ZM38 163V162H37ZM54 163V162H53ZM64 163V162H63ZM74 163V162H73ZM71 163V164H73ZM84 163V162H83ZM189 163V162H188ZM34 164V163H33ZM70 164V166H71ZM76 164V163H75ZM81 164V163H80ZM95 164V163H94ZM100 164V162H99ZM112 164V163H111ZM23 165V164H21ZM29 165V164H28ZM69 165V164H68ZM90 165V164H89ZM88 165V166H89ZM102 165V164H101ZM100 165V166H101ZM194 165V164H193ZM33 166V165H32ZM61 166V164H60ZM108 166V165H106ZM69 167V166H68ZM67 167V168H68ZM72 167V166H71ZM90 167V166H89ZM88 167V168H89ZM115 167V165H114ZM118 167V166H117ZM40 168V167H39ZM65 168V167H64ZM74 168V167H73ZM69 169V168H68ZM82 169V168H81ZM96 169L98 170L97 166L96 168L94 167V165L91 167V170L96 171ZM110 170V168H108ZM158 169V168H157ZM242 168H240L241 170ZM77 169V173H78ZM103 170V169H102ZM101 170V171H102ZM114 170V169H113ZM116 170V169H115ZM26 171V170H25ZM29 171V170H28ZM42 171V170H41ZM40 171V172H41ZM74 172L76 171L75 169L73 170ZM81 171V170H80ZM99 171V170H98ZM105 171V170H104ZM237 171V170H236ZM38 172V170H37ZM65 172V171H64ZM112 172V171H111ZM110 172V173H111ZM122 172V171H121ZM231 172V171H230ZM245 172V173H246ZM10 173V172H8ZM35 173V172H34ZM33 173V174H34ZM39 173V172H38ZM47 173V172H46ZM45 173V175H46ZM70 173V172H69ZM76 173V174H77ZM83 174V172H80ZM92 173V171L90 172ZM94 173V172H93ZM240 173V172H239ZM243 173V174H245ZM37 174V173H36ZM40 175L42 174V176L44 173H39ZM66 174V173H64ZM86 174V173H85ZM106 174V173H105ZM117 174V173H116ZM123 174V173H122ZM125 174V173H124ZM123 174V175H124ZM228 174V173H227ZM233 175V173H231ZM13 175V174H11ZM50 175V174H49ZM94 175V174H93ZM109 175V174H108ZM229 175V174H228ZM248 175V174H247ZM250 175V176H252ZM81 176V174H80ZM85 176V175H84ZM125 176V175H124ZM134 176V175H133ZM155 176V174H154ZM224 176V175H222ZM242 176V175H241ZM248 175V179L250 177ZM91 176H89L90 178ZM198 177V176H197ZM48 178V177H47ZM84 178V177H83ZM126 178V177H125ZM186 178V177H185ZM192 178V177H191ZM224 178V177H223ZM230 178V176H229ZM253 178V176L251 177ZM262 178V179H263ZM128 179V178H127ZM135 179V178H134ZM132 179V177L128 180L129 184H133V181H136ZM188 179V178H187ZM197 179V178H196ZM227 179V177H226ZM243 179V178H241ZM261 179V180H262ZM39 180V179H38ZM46 180V179H45ZM89 180V179H88ZM139 180H141L139 178ZM251 180V179H250ZM47 181V180H46ZM118 181V180H117ZM188 181V180H187ZM194 181V180H193ZM252 181V180H251ZM127 182V181H126ZM141 182V181H140ZM210 182V181H209ZM248 182V181H247ZM52 183V182H51ZM57 183V182H56ZM66 183V182H65ZM64 183V184H65ZM143 183V181L141 182ZM196 183V181H195ZM246 183V182H245ZM250 183V184H253ZM30 184V183H29ZM63 184V185H64ZM104 184V183H103ZM152 184V181H151ZM212 184V183H211ZM235 184V183H234ZM254 184V185H255ZM62 185V186H63ZM107 185V184H106ZM167 185V184H166ZM23 186V185H22ZM71 186V185H70ZM131 186V185H130ZM150 186V184H149ZM154 186V185H153ZM227 186V185H226ZM256 186V187H257ZM56 187V186H55ZM73 187V186H72ZM166 187V186H165ZM234 187V186H233ZM23 188V187H21ZM63 188V187H62ZM65 188V187H64ZM67 188V187H66ZM242 188V187H241ZM28 189V188H27ZM69 189V188H68ZM262 189V190H263ZM32 190V189H30ZM67 190V189H66ZM71 190V189H70ZM114 190V189H113ZM232 190V189H231ZM249 190V189H248ZM27 191V190H26ZM242 191V190H241ZM29 192V191H28ZM63 192V191H62ZM68 192V191H67ZM59 193V192H58ZM77 193V192H76ZM127 193V192H126ZM129 193V192H128ZM131 193H133L131 191ZM192 193V192H190ZM65 194V193H64ZM119 194V193H118ZM198 190L196 189V191L194 192V200L198 199ZM25 195V194H24ZM23 195V196H24ZM116 195V194H115ZM131 195V194H130ZM143 195V193H142ZM188 195V194H187ZM191 194H189L190 196ZM234 195V193H233ZM232 195V196H233ZM62 196V195H61ZM80 195H78L79 197ZM83 196V195H82ZM91 196V195H90ZM114 196V194H113ZM122 196V195H121ZM128 196V195H127ZM124 197L123 199H126L128 197ZM207 196V195H206ZM258 196V195H257ZM28 197V196H27ZM86 197V196H85ZM96 197V196H95ZM112 197V196H110ZM123 197V196H122ZM136 197V196H135ZM138 197V195H137ZM167 197V198H166ZM188 197V196H187ZM192 197V196H190ZM189 197V198H190ZM217 197V196H215ZM246 197V196H245ZM77 198V196H76ZM81 198V196H80ZM115 198V197H114ZM139 198V197H138ZM193 198V197H192ZM196 198V199H195ZM79 199V198H77ZM76 199V200H77ZM83 199V198H81ZM98 199V198H97ZM225 199V198H223ZM229 199V198H228ZM80 200V199H79ZM86 200V199H85ZM93 200V199H92ZM96 200V199H95ZM112 200V199H111ZM115 200V199H114ZM182 200V202H181ZM24 201V200H23ZM32 201V200H31ZM51 201V200H50ZM78 201V200H77ZM81 201V200H80ZM104 201V200H103ZM191 201V200H190ZM226 201V200H225ZM244 201V200H243ZM247 201V200H246ZM262 201V200H261ZM25 202V201H24ZM79 202V201H78ZM92 202V201H91ZM96 202V201H95ZM99 202V201H98ZM101 202V201H100ZM118 202V201H117ZM252 202V201H251ZM258 202V201H257ZM29 203V202H28ZM51 203V202H50ZM60 203V202H59ZM97 203V202H96ZM108 203V202H107ZM106 203V204H107ZM111 203V202H110ZM190 203V202H189ZM198 203V202H197ZM77 204V203H76ZM83 204V203H82ZM90 204V203H89ZM103 204V203H102ZM154 204V203H153ZM79 207V204H77ZM86 205V204H85ZM95 205V204H94ZM98 205V204H97ZM108 205V204H107ZM155 205V204H154ZM165 205V204H163ZM255 205V204H254ZM30 206V205H29ZM56 206V205H55ZM53 206L51 210H53V208L55 209L58 206ZM110 206V205H109ZM115 206V205H114ZM215 206V205H213ZM77 207V208H78ZM88 207V206H87ZM95 212H97L96 214H98L99 216H103L104 215V211L103 209H101V207L95 206ZM216 207V206H215ZM219 207V206H218ZM222 207V206H221ZM255 207V206H254ZM26 208V207H25ZM51 208V206H50ZM63 208V207H62ZM61 208V209H62ZM83 208V207H82ZM106 208V207H105ZM116 208V207H115ZM188 208V207H187ZM214 208V207H213ZM245 208V206L243 207ZM242 208V209H243ZM65 209V208H64ZM62 209V210H64ZM72 209V208H71ZM80 209V207H79ZM78 209V211H79ZM93 209V208H92ZM91 209V210H92ZM215 209V208H214ZM246 209V208H245ZM65 210H68L67 208ZM65 210L63 212H65ZM73 210V209H72ZM77 210V209H76ZM89 210V211H91ZM234 210V209H233ZM247 210V209H246ZM30 211V210H29ZM38 211V210H37ZM36 211V212H37ZM60 211V210H59ZM71 211V210H70ZM75 211V210H74ZM72 211V212H74ZM82 211V209H81ZM94 211V210H93ZM108 211V210H107ZM162 211V210H161ZM249 211V210H248ZM255 211V210H254ZM43 212V211H42ZM58 212V211H57ZM77 212V211H76ZM84 212V211H82ZM158 212V211H157ZM163 212V213H164ZM226 212V211H225ZM253 212V211H252ZM23 213V212H22ZM66 213V212H65ZM65 213H61V215H57V219L56 220H51L54 226L60 225L61 224V220L65 218ZM68 213V211H67ZM75 213V212H74ZM73 213V214H74ZM85 213V212H84ZM215 213V210L214 212ZM212 213V214H213ZM217 213V212H216ZM229 213V212H228ZM247 213V212H246ZM258 213V212H257ZM256 213V214H257ZM25 214V213H24ZM27 214V213H26ZM50 214V213H49ZM72 214V213H71ZM76 214V213H75ZM78 214V213H77ZM95 214V215H96ZM154 214V213H153ZM151 215L149 218L150 220H153L155 222H160L161 220H163L160 215L157 216L155 215ZM160 214V212H159ZM254 214V213H253ZM38 215V214H37ZM36 215V216H37ZM84 215H87L86 213ZM217 215V214H216ZM227 215V214H226ZM225 215V216H226ZM29 216V215H28ZM44 216V215H43ZM42 216V217H43ZM77 216V215H76ZM224 216V215H223ZM258 216V215H257ZM26 217V216H25ZM32 217V216H31ZM68 216H66L67 218ZM88 217V216H87ZM86 217V218H87ZM90 217V215H89ZM92 217V215H91ZM108 217V216H107ZM110 217V215H109ZM115 217V216H114ZM113 217V218H114ZM251 217V216H250ZM47 217H43L41 220H39V222H42V228L44 229V227H47L46 225V219ZM50 218V217H48ZM71 218V217H69ZM83 218H85V216H83L82 213H79L77 218L75 217V221H76V226H77V230L78 227H85L84 222L82 223V221H87V219L83 220ZM97 218V217H96ZM104 218V216H103ZM148 218V217H146ZM215 218V217H214ZM213 218V219H214ZM221 218V217H220ZM260 218H262L261 223L259 225H245L247 227H244L243 222H241L242 224L237 225L236 224H223L221 223V226L224 229V232L228 231V234H231L230 238L231 240L233 239V242H235L236 244H240L241 240H243V238H246L248 240H253L251 236L254 235V233L257 237V235L262 236L264 234V213L261 214ZM54 219V218H53ZM102 219V218H101ZM112 219V217H111ZM116 219V217L114 218ZM228 219V218H227ZM232 219V218H231ZM26 220V219H25ZM30 220V219H29ZM89 220V219H88ZM90 220H92L90 218ZM98 220V219H97ZM107 220V219H105ZM33 221V220H32ZM95 221V220H93ZM99 221V220H98ZM237 221V220H236ZM235 221V222H236ZM250 221V220H249ZM46 222V223H45ZM50 222V221H48ZM89 221H87L88 224ZM92 222V221H91ZM107 222V221H106ZM203 222V220H202ZM206 222V221H205ZM217 223V226L220 225V223ZM234 222V223H235ZM255 222V221H254ZM32 223V222H31ZM49 223V224H51ZM66 223V222H65ZM95 223V222H94ZM98 223V222H97ZM105 223V222H104ZM149 223V222H148ZM204 223V222H203ZM228 223V222H227ZM246 223V222H245ZM48 224V223H47ZM144 224V223H143ZM147 224V223H146ZM151 224V223H150ZM153 224V223H152ZM156 224V223H155ZM161 224V223H160ZM200 224V223H199ZM202 224V223H201ZM207 224H204L207 226ZM249 224V223H248ZM52 225V226H53ZM63 225V224H62ZM68 225V224H67ZM100 225V224H99ZM145 225V224H144ZM166 225V224H165ZM242 225V226H241ZM34 226V225H33ZM104 226V225H103ZM164 226V225H163ZM205 226V227H206ZM212 226V230L213 227ZM221 231H222V227ZM51 227V225L49 226V228ZM70 227V226H69ZM133 227H135L134 231H136V233L133 231ZM170 227V228H169ZM72 229V227H70ZM97 228V227H96ZM176 228V229H177ZM207 228V227H206ZM209 230H211V227ZM220 228L218 227L217 230ZM52 229V228H51ZM55 229V228H54ZM81 229V228H80ZM98 229V228H97ZM101 229V228H100ZM175 229V230H176ZM66 230V229H65ZM96 230V229H95ZM106 230V229H105ZM172 230H168L172 231ZM215 230V229H214ZM213 230V231H214ZM218 230V231H219ZM63 231V230H62ZM80 231V230H79ZM99 232H102L98 229ZM109 231V230H108ZM201 231V230H200ZM204 231V230H203ZM217 231V232H218ZM72 232V231H70ZM167 232V231H166ZM175 232V231H174ZM208 232L209 231H205ZM216 232V230H215ZM216 232V234L218 235V233ZM220 232V231H219ZM222 232V233H224ZM57 233V232H54ZM76 233V232H75ZM135 233V234H134ZM206 233V234H208ZM211 233H213L211 231ZM74 234V233H73ZM77 234V233H76ZM79 234V233H78ZM81 232L79 234V237L81 239H85V234H82L81 236ZM88 234V233H87ZM188 234H191L190 236H192V238H189V236L187 237ZM215 234V233H214ZM214 235V237L217 235ZM248 234V235H247ZM93 235V234H92ZM104 235V234H103ZM205 235V234H204ZM203 235V236H204ZM210 235V234H209ZM220 238L222 237V235L219 233ZM55 236V235H54ZM53 236V237H54ZM78 236V235H77ZM147 236V235H146ZM213 236V234L211 235ZM224 236V235H223ZM227 236V233H226ZM229 236V235H228ZM264 236V235H263ZM262 236V237H263ZM40 237V236H39ZM38 237V238H39ZM62 237V236H61ZM78 237V238H79ZM83 237V238H82ZM197 237V238H195ZM206 237V235L204 236ZM203 237V239H205ZM215 237V240H216ZM261 237V238H262ZM195 238V239H194ZM202 238V237H201ZM208 238V236L206 237ZM212 238V237H211ZM210 238V239H211ZM225 238V237H224ZM229 237H227L226 239H228ZM255 238V237H254ZM260 238V237H259ZM260 238V239H261ZM57 239V238H56ZM90 239V237L88 238ZM94 238L92 237V240ZM148 239V238H147ZM203 239H201L202 241H204ZM208 238V240H210ZM214 239V238H213ZM256 239V238H255ZM39 241L43 242V238L40 237V239H38ZM55 240V239H54ZM96 241V239H94ZM220 240V239H219ZM223 240V239H222ZM230 240V241H231ZM245 240V239H244ZM259 240V239H258ZM35 244L37 243L36 246H39L38 241L34 240ZM58 241V244L61 245L60 241ZM207 241V240H206ZM204 241V242H206ZM221 241V240H220ZM249 241V243L251 242ZM56 242V240H55ZM80 242V241H79ZM152 242V241H151ZM203 242V243H204ZM210 242V241H209ZM212 242V241H211ZM215 242V241H214ZM217 242V241H216ZM254 242V241H253ZM252 242V243H253ZM87 243V242H86ZM100 242H98L99 244ZM102 243V242H101ZM174 243V242H172ZM180 243V242H179ZM195 243V245H196ZM218 243V242H217ZM223 243V242H222ZM248 243V244H249ZM250 243V244H252ZM260 243H262L263 246L259 247V249L261 250L262 247L263 249L261 251H263L261 254L258 250L257 252L260 253L261 258L264 259V238L261 239ZM51 244V243H50ZM55 244V243H54ZM57 244V243H56ZM65 244V243H64ZM83 244V243H82ZM94 244V243H93ZM103 244V243H102ZM169 244V243H168ZM186 244V245H187ZM193 244V243H192ZM219 244V243H218ZM247 244V243H246ZM245 244V245H246ZM247 244V245H248ZM255 242V245H257ZM59 245V246H60ZM92 245V244H91ZM180 245V244H179ZM246 245V246H247ZM53 246V245H52ZM95 246V245H93ZM167 246V245H166ZM182 246V245H181ZM188 246V245H187ZM193 247V245H191ZM204 246V245H203ZM250 246V245H249ZM254 246V244H253ZM85 247H87L85 245ZM100 247V246H99ZM102 247L104 248V245H102ZM168 247V246H167ZM64 248V247H63ZM84 248V247H83ZM97 248V247H96ZM173 248V247H172ZM176 248V247H174ZM181 248V247H180ZM239 248V247H238ZM255 248V247H252ZM100 249V248H99ZM206 249V248H205ZM248 249V247H247ZM251 249V247H250ZM249 249V250H250ZM256 249V248H255ZM63 250V249H62ZM85 250V249H84ZM87 250H91V249H87ZM86 250V251H87ZM93 250V249H92ZM98 250V249H97ZM101 250V249H100ZM104 250V249H103ZM102 250V252H103ZM180 250V249H179ZM181 251V250H180ZM179 251V252H180ZM183 251V249H182ZM186 251V250H185ZM195 253V250H193ZM197 251V249H196ZM246 251V250H245ZM253 251V250H251ZM256 251V250H254ZM64 252V251H63ZM89 252V251H88ZM93 252V251H92ZM94 252H95V247H94ZM109 252V251H108ZM107 252V253H108ZM138 252V254L136 255L135 253ZM178 252V251H177ZM190 252V250H189ZM87 253V252H86ZM98 254H101L99 252H97ZM106 253V252H105ZM104 253V254H105ZM253 253V252H252ZM256 254V252H254ZM69 254V253H68ZM93 253H91L92 255ZM96 254V253H95ZM170 256H169V255ZM177 254V253H176ZM182 254V253H181ZM189 254V253H188ZM250 254V252H249ZM254 254V255H255ZM67 255V254H66ZM71 255V254H70ZM90 255V256H91ZM103 255V254H102ZM102 255L98 256L101 259H105V257H103ZM168 255V258H167ZM190 255V254H189ZM247 255V254H246ZM69 256V255H68ZM192 256V255H191ZM203 256V255H202ZM259 256V255H258ZM71 257V256H69ZM76 257V256H75ZM97 257L98 261L99 258ZM177 257V256H176ZM186 257V256H185ZM246 257V256H245ZM249 257V256H248ZM96 258V257H95ZM193 258V257H192ZM191 258V259H192ZM204 260L205 257L203 256ZM202 258V259H203ZM68 258L66 257V260ZM70 259V258H69ZM187 259V258H186ZM190 259V257H189ZM201 261V258H199ZM262 259V260H263ZM65 260V261H66ZM73 260V259H72ZM179 260V259H178ZM182 260V259H181ZM207 260V259H206ZM238 260V259H236ZM246 260V258L244 259ZM64 261V258H63ZM69 261V260H68ZM67 261V262H68ZM75 261V260H73ZM95 261V260H94ZM97 261V262H98ZM147 261V260H146ZM183 261V260H182ZM198 254H196V256L194 255V259H192V261L190 263L192 264H198ZM203 261V260H202ZM61 262V261H60ZM96 262V263H97ZM103 262V261H102ZM155 262V261H154ZM164 262V261H163ZM178 262V263H177ZM185 262V261H184ZM220 262V261H219ZM225 262V261H224ZM262 262V261H261ZM261 262H259L261 264ZM69 263V262H68ZM99 263V262H98ZM160 263V262H159ZM200 263V262H199ZM208 262H206L207 264ZM215 263V262H214ZM227 263V262H226ZM253 263V262H252ZM250 263V264H252ZM84 264V263H83ZM104 264V263H103ZM183 264V263H182ZM184 264H187L184 263ZM220 264V263H219ZM232 264V263H231ZM264 264V261L263 263Z\"/></svg>", "mask_w": 264, "mask_h": 264}]
</instances>
